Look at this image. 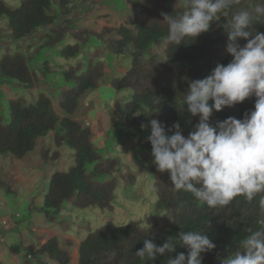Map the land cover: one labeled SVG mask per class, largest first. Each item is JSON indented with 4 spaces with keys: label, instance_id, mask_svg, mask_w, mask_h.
<instances>
[{
    "label": "trees",
    "instance_id": "16d2710c",
    "mask_svg": "<svg viewBox=\"0 0 264 264\" xmlns=\"http://www.w3.org/2000/svg\"><path fill=\"white\" fill-rule=\"evenodd\" d=\"M8 1L18 5H10ZM184 2L0 0V19L8 21L7 28H0V88L7 86L16 94L20 90L37 92L32 103L23 98L5 100L8 116L0 114V156L25 163L30 171L35 170V154L41 166L57 167L62 147L72 151L74 160L67 172L51 176L43 206L39 208L32 203L30 218L35 213L42 214L47 223L66 232L73 221L64 213L98 209L112 214L120 182H126L128 189L135 187L137 174L119 159L106 157L92 142L91 128L74 117L81 98L99 90L107 69L113 72L117 62L127 61L129 68L123 77H111L110 89L118 94L127 91L129 96L124 100V122L115 126L113 147L117 142L136 139L137 151L151 152L149 135L146 129H141V124H147L150 119L160 121L165 130L179 122L185 136L189 133L185 125L193 127L198 122V116L192 117L183 111V95L191 81L207 77L217 64L226 65L232 60L226 51L227 35L222 25L240 8L251 10L258 0H239L226 14L221 13L219 20L212 22L207 33L195 39L186 37L178 46L168 42V27L162 14H181L185 10ZM105 10L119 14L122 23L103 26L100 30L80 25ZM254 23V29L264 33V19ZM26 42H29L27 46ZM19 43L24 45L21 50L28 51L17 49L11 54L2 53V48ZM238 43L243 46L246 41L239 39ZM42 52L74 62L58 73L61 84L48 80V73H52L48 62L40 67L34 64ZM2 94L0 90V97ZM154 95L161 97L160 105L153 103ZM255 99L250 97L222 111L213 110L210 123L215 125L228 117L242 119L246 112L253 110ZM55 105L61 114L56 112ZM51 133L52 142L47 144L46 138ZM122 168L124 172L118 175L115 171ZM148 174L156 196L152 226L143 228L139 222L131 221L89 233L78 246L77 264H167L168 254L149 260L135 253L143 247L145 238L162 246L169 236L175 237L180 231L204 232L216 248L201 254L202 264H221L238 249L249 230L260 227L257 221L264 219V209L259 206L260 195L264 194L252 201L237 196L229 205L213 209L192 193L175 190L169 174L158 172L152 163ZM12 183L13 178H0L4 195L15 193ZM20 243L23 264H33V256L47 257L58 264L71 261L69 251L61 247L56 237L45 243L39 239L36 245L27 247H23L21 238ZM66 244L71 246L72 242ZM177 246L171 254L173 257L179 252L187 255L178 241ZM41 259L36 264H47ZM0 264L3 263L0 261Z\"/></svg>",
    "mask_w": 264,
    "mask_h": 264
},
{
    "label": "clouds",
    "instance_id": "9594fccd",
    "mask_svg": "<svg viewBox=\"0 0 264 264\" xmlns=\"http://www.w3.org/2000/svg\"><path fill=\"white\" fill-rule=\"evenodd\" d=\"M238 3L239 0H185L181 14H162L168 42L179 46L186 37L195 39L207 33L221 13L226 14ZM259 19H264V0H258L251 10L240 8L222 25L227 35L226 51L233 58L226 65L217 64L207 77L189 83L182 108L199 120L187 136L179 122L167 130L157 119L141 124L142 130L150 127L147 139L156 170L169 174L175 190L192 193L209 208L225 207L237 196L252 201L264 194V33L253 27ZM239 39L246 43L241 46ZM250 97L256 98L254 108L242 119L228 117L215 125L210 123L213 110L234 107ZM153 103L160 105L161 97L154 95ZM259 206L264 209V195H260ZM257 223L260 227L249 230L238 249L221 264H264V219ZM177 241L187 255H171L178 247ZM215 248L204 232L180 231L175 237L169 236L162 246L145 238L135 254L149 260L168 254L167 264H202L201 254Z\"/></svg>",
    "mask_w": 264,
    "mask_h": 264
},
{
    "label": "rangeland",
    "instance_id": "374dc122",
    "mask_svg": "<svg viewBox=\"0 0 264 264\" xmlns=\"http://www.w3.org/2000/svg\"><path fill=\"white\" fill-rule=\"evenodd\" d=\"M9 4L18 5L13 2H9ZM121 23L122 21L119 14L111 10H105L83 20L80 25L100 30L103 26L114 27L120 25ZM7 25L8 21L6 18L0 19V28L5 29L7 28ZM28 43L29 42H26L25 46H27ZM20 45V43L18 45H8L2 48L1 51L3 54H11L16 52L17 49L20 51L22 47H24V45ZM24 50L26 52L28 51L27 49ZM24 50H21L20 52H24ZM56 58V56L49 52H42L35 60L34 64L40 67L45 62H48L49 68L52 71V73H48L47 75L48 80L61 84L62 77L59 76L58 73L74 65V62H67L62 59H60L61 61H56ZM107 73H109L108 69ZM104 85L105 79L103 80L102 88L99 91L88 92L82 97L81 103L84 101V103H82V106L84 104V108H79L74 117L76 118L78 113H83L84 118L91 119L94 123L91 128L92 131H101L100 125L102 124V126H104L107 138L105 139V136L95 137V140L93 139L92 142L97 147L102 148V151H104L105 154L111 153V158L119 159L122 164L126 165L130 170L137 174L135 187L133 189H128L126 188V182H120V185L116 190L115 210L112 214L108 212L102 213L98 209H87L82 211L75 210L71 213V215L64 213L69 221L71 219L73 221L72 223H69L70 225L72 224V226L65 232L59 226L47 223L42 214L35 213L30 218L29 208L32 203H34L36 207H42L45 194L48 191L51 174L56 172H65L73 166L74 163L68 162L67 157L63 156L62 160L59 161L58 167L53 169L43 165L41 166L35 154V170H37L36 173L38 172L41 174L40 179L43 181V183L38 187L21 182L19 177L25 178L29 176V171L25 163H22L10 156H0V178H13L12 185L15 192L14 194L8 196L0 195V261L3 264H23L24 251L20 246V238L22 239L23 247H27V245L30 244L36 245L39 239H41L42 242H46L49 238L56 237L58 238L60 245L67 247L66 249L69 251L71 257L69 264H77L78 246L89 233H92L104 226L113 228L127 224L131 221L139 222L143 228H149L152 226V213L156 202V196L153 190V182L148 174L147 166V164L150 165L152 163V160H150V158L153 159L151 157V152L137 151V148L135 147V155H133V152L130 153V151H132L130 150L132 147H129L131 139L129 140L130 142H126L125 140L117 142L113 147L112 140L114 137L113 134H115V126L124 122L125 113L123 112V106L124 100L129 96V92H122L120 93V97H115L114 92L106 88ZM4 88L6 92L3 91V94L0 97V114L4 117L8 116L5 100L23 98L27 101V103H32L37 96L36 91L28 92L20 90L16 94V91L11 90L7 86ZM97 98L102 100V104L98 106H96L97 104L93 100ZM113 98H117L118 112L116 114L114 112L110 115V106L106 102H109ZM55 110L59 114L62 113L57 105H55ZM185 130L190 132L193 130V127L186 124ZM146 132L150 135V129H146ZM52 137V134L47 136V144L52 142ZM117 146L118 148L123 147V149L118 151L116 149ZM115 172L119 175V173L124 172V170L122 168L120 170H116ZM144 218L145 222L150 226L143 222ZM12 224H19L20 227H14ZM33 226L35 227L37 233H34L33 235L29 233V235L27 230L31 227L33 228ZM5 227H8V229ZM67 241H71L72 245L68 246L66 244ZM40 259L41 258L33 256V264H36V261ZM41 260L47 264H58L47 257H44Z\"/></svg>",
    "mask_w": 264,
    "mask_h": 264
},
{
    "label": "crops",
    "instance_id": "0c3cea01",
    "mask_svg": "<svg viewBox=\"0 0 264 264\" xmlns=\"http://www.w3.org/2000/svg\"><path fill=\"white\" fill-rule=\"evenodd\" d=\"M70 43L72 44L73 43V41H70ZM11 45H13V44H11ZM61 61L60 59H56V61ZM114 66H115V70L113 71V72H111V71H109V73H107L106 74V77H105V87L106 88H108V89H110V80H111V77H122L126 72H127V70H128V68H129V65H128V63H127V61H119L118 63H116V64H114ZM5 86H2L1 88H0V90L3 92V91H5V88H4ZM105 87H104V89H105ZM102 88V86L100 87V89ZM99 89V90H100ZM98 90V91H99ZM111 90V89H110ZM6 92V91H5ZM115 94V97H120V93L118 94V93H114ZM82 99V98H81ZM116 99L117 98H113L112 100H110L109 102H106L110 107H109V112L111 113L110 115H112L114 112H115V114L118 112V109H117V107H118V103H117V101H116ZM94 101H95V103L97 104L96 106H98V105H100V104H102V100L100 99V98H97V99H93ZM121 100H122V98H121ZM82 103H84V101L82 102ZM82 103H81V100H80V106H79V108H84V104H83V106H82ZM79 108H78V110H79ZM96 110V109H95ZM75 120H77V121H79V122H82L83 124H84V122H85V124L86 123H88L89 124V128H92L93 127V121L91 120V119H89V118H84V114L83 113H78L77 114V117L75 118ZM100 129H101V131H92L93 132V134H94V136H93V139L95 140V137L97 138V137H101V136H105V139L107 138V134H106V132H105V128H104V126H102V124L100 125ZM103 129V130H102ZM52 134V133H51ZM53 135V134H52ZM50 137H51V135H50ZM130 140V139H129ZM129 140H125L126 142H130ZM134 141V142H133ZM129 147L131 148L130 150H132V151H130V153H132L133 152V155H135V151H134V148L136 147V139H131V142H130V145H129ZM99 148V147H98ZM101 150H102V148H100ZM116 149L119 151L120 149H123V147H120V148H118V146L116 147ZM60 153H61V158H60V160H62V158H63V156H66L67 157V159H68V162H73L74 163V160H73V157H72V151H70L68 148H66V147H62V148H60ZM115 152V151H114ZM111 153L110 154H105V156L106 157H109V158H111ZM130 156H131V154H130ZM152 157V156H151ZM131 158H132V156H131ZM153 158V157H152ZM150 160H152L151 158H150ZM58 165H59V163H58ZM58 165H57V167H58ZM146 166V165H145ZM147 166H149L148 164H147ZM146 166V167H147ZM27 167V166H26ZM56 167V168H57ZM51 168V167H50ZM28 169V168H27ZM54 169V168H53ZM28 171H29V176H27V177H25V178H23V177H19L20 179H21V182L23 183V182H25L26 184L28 183L29 185H35V186H38L39 187V185H41L42 183H43V181H42V179H40V176H41V174H39L38 172L36 173V171L37 170H33V171H30L29 169H28ZM68 171V170H67ZM67 171H65V172H67ZM53 174H55V173H52L51 174V176L53 175ZM28 186V185H27ZM0 195H2V196H4V194L1 192V190H0ZM6 222V221H5ZM12 225H14V224H12ZM14 227H18L17 225H14ZM5 228H7L8 229V227H5ZM27 232H28V234L30 233L31 235H33L34 233H37L36 232V229H35V227L33 226V228L31 227V231H29V229L27 230ZM29 234V235H30ZM42 243H45V241L44 242H42ZM63 249H65V250H67L66 248L67 247H63V246H61Z\"/></svg>",
    "mask_w": 264,
    "mask_h": 264
},
{
    "label": "built area",
    "instance_id": "2783aa9c",
    "mask_svg": "<svg viewBox=\"0 0 264 264\" xmlns=\"http://www.w3.org/2000/svg\"><path fill=\"white\" fill-rule=\"evenodd\" d=\"M85 125H86V126H89V124H88V123H86Z\"/></svg>",
    "mask_w": 264,
    "mask_h": 264
}]
</instances>
